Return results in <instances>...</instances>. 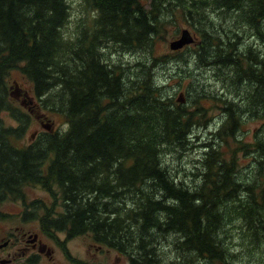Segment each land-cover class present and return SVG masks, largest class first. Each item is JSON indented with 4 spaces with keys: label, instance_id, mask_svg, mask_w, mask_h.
<instances>
[{
    "label": "trees",
    "instance_id": "16d2710c",
    "mask_svg": "<svg viewBox=\"0 0 264 264\" xmlns=\"http://www.w3.org/2000/svg\"><path fill=\"white\" fill-rule=\"evenodd\" d=\"M83 1L92 11L93 29L84 25L72 38L61 31L67 0H0V142L19 140L31 125L29 112L10 96L13 69L30 79L37 96L58 84L57 95H48L41 105L62 112L66 122L63 130L36 136V144L0 143V189L17 196L26 184L43 185L64 207L47 229L65 230L68 237L90 231L121 252L136 248L131 264H160L152 256L156 230L179 234L176 258L166 264H198L197 257L212 263L225 260L215 232L219 222L225 225L231 216L238 217L245 238L264 231V213L259 212L264 210V176L256 182L236 170L237 151L247 144L231 147V160L220 151L222 141L244 142L236 137L244 113L264 117V108L255 105L261 95L254 94L249 104L248 90L240 96L239 88L244 80L264 84V56L253 47V40L264 41V0ZM180 16L198 40L196 62L211 65L242 104L230 100L222 107L224 119L215 131L221 140L206 142L195 165L200 179L192 187L169 175L160 152L164 144H188L194 112L170 102L166 89L160 87L158 93L151 66L138 70V90L123 105L118 68L111 63L108 68L94 51L95 38L102 36L125 51L144 49L168 20ZM218 20L217 28L230 35L226 42L208 28ZM230 21L242 28H231ZM128 66L120 70L128 73ZM5 110L18 126L4 124ZM255 140L258 170L264 173V138L256 135ZM241 191L244 198H238Z\"/></svg>",
    "mask_w": 264,
    "mask_h": 264
},
{
    "label": "rangeland",
    "instance_id": "374dc122",
    "mask_svg": "<svg viewBox=\"0 0 264 264\" xmlns=\"http://www.w3.org/2000/svg\"><path fill=\"white\" fill-rule=\"evenodd\" d=\"M67 1L69 2L68 16L61 26V31L65 37L66 34H71L72 38H75L84 25L90 27L92 11L88 10L86 2L83 0ZM214 14L216 13L214 12ZM221 21L218 20L215 26H208V28L211 32L220 35L221 39L226 42L230 38V35L226 31L217 28L220 27L218 23ZM229 23L231 28H242L239 22L230 21ZM183 29L190 31L193 38H195L194 30L187 24L183 16H180L173 20H168L161 29L160 34H157L153 39L152 44H147L144 49L137 48L132 51H125L122 44H118L115 41H111L108 37L102 36L95 38L96 49L94 51L97 58L106 64L108 68H111L110 63L116 65V68H118L115 73L118 74L119 82L123 90L121 99L124 102L123 105H125V98L136 94L138 90V85L136 84L138 70L146 72L147 68L151 66L148 71L150 72L152 80H156L155 85L157 86L158 93L160 92V87L166 89L168 93L166 97L169 98L170 102H173L174 105L182 106L188 110V113L194 112L192 120L195 123L192 125L190 133L188 134V144L174 145L175 148L164 144L160 152L162 164L164 167L167 166L166 169L169 175L175 177L176 180H183L185 185L192 187L200 179L198 169L195 165H199V159L202 158L203 151L206 149V142L221 140V137L215 131H217L224 119L222 107L230 100L240 105L242 104L237 100L238 98L233 96L236 91L229 92L228 83L224 81L223 77L214 75L215 69L211 65L196 62L197 58L193 52L195 49V41H198L196 38L194 42L185 44L180 48L172 49L170 47V42L178 39ZM253 47L259 56H264V41L262 43L259 39L253 40ZM186 58H190V61L185 62ZM127 64H129L127 68L128 73H125L120 69L127 67ZM227 73V69L224 68L222 74L225 75ZM8 81L10 84L8 85L9 89L14 92L16 91L15 82L21 87L19 88L20 92L23 88L28 90H26V93L29 97H27L25 105L21 103L22 98L18 99L13 95L16 99L14 100V105L22 107L30 115L29 108H34L31 115L30 128L22 135L23 138L21 136L16 141H23L27 144L31 138L35 139L39 134L50 131L37 119L38 114H41L40 116L43 118L44 123L49 122L54 126V129L51 130L60 131L65 128L66 122L62 112L58 110L50 111L49 108L41 105L48 95H57L58 92L56 90L58 89V84L49 91L37 96L30 87V79L20 70L13 69L8 75ZM245 81L248 80H244L240 84V96H242L244 90H248V102L251 104L254 94L261 95V97L255 100V105L258 108H264V84L258 86L255 85V82L249 84L251 80L248 82ZM179 93L184 97L182 102L176 99ZM10 96L12 95L10 94ZM124 109H130V112L135 110L129 106H125ZM136 113H139V111H136ZM261 113L264 114V109ZM2 116L5 125L12 124L18 126V122L11 116V111H2ZM237 126L239 130L236 131V137L239 138L238 135L241 136L244 142L233 140L228 142L222 141L220 143V151L222 154L228 153V158L231 160V147L241 146L243 143H246L248 148H242L237 151L239 159L236 163V170L240 168L242 171L240 174L259 182L256 178L260 177V175L264 176V173H260L261 168L258 170L259 162L257 157L259 150L254 151V149H257L256 135L264 138V117H260L259 113L249 111L247 114L244 113L241 116L240 123ZM31 133H34L35 137H31ZM257 170L260 173L258 175L256 174ZM148 187L150 186H147V189ZM23 190L27 201L38 198L43 199L46 204V208L32 206L28 209L27 217L29 218L35 216L34 214H44L48 208L51 210L55 209V213L58 211L61 212L64 209L62 201H59L60 203L57 200L53 202L50 191L46 190V187L41 184H26ZM239 197L244 198L245 193L241 191ZM1 205L2 209L9 213L21 209L20 200L7 199L1 202ZM262 205H264V200H262ZM259 212L264 213V210ZM255 214L257 213L255 212L253 216ZM13 216L14 214L12 213L6 216V218ZM241 225L242 221L236 216H231V220L225 225L219 222L215 227V232L219 245L226 252L225 260H215L212 263L207 259L197 257L199 258L198 264H264V231L258 232L257 237L247 236L245 238L244 236L246 235L243 233ZM60 235L63 236V233L60 232ZM178 237L179 234L175 231L172 232V230L155 231L154 243L152 245L154 254L152 256L154 258L156 257L160 264H166L168 261L176 258L177 249L174 240ZM88 240L92 241V239ZM67 245L73 254L85 256L86 243L81 237L73 238L67 242ZM132 255H136V248L133 249V253L130 251H122L119 253L112 248L107 249L103 245V249L101 250L97 251L95 246H92L90 252L86 251L87 259H89L88 262L93 264H129L131 262L129 256ZM185 256L189 257L187 254ZM64 264H69V262L66 260Z\"/></svg>",
    "mask_w": 264,
    "mask_h": 264
},
{
    "label": "flooded vegetation",
    "instance_id": "af4514ba",
    "mask_svg": "<svg viewBox=\"0 0 264 264\" xmlns=\"http://www.w3.org/2000/svg\"><path fill=\"white\" fill-rule=\"evenodd\" d=\"M17 85L16 83V91H10V94L12 97L15 95L18 99L22 98L21 103L25 105L27 97H29L26 93L27 89L23 88L20 92L19 88L21 87ZM33 110V107L29 108L31 115ZM40 115L41 114L37 115V119L43 124V118ZM47 129H54V126L51 124V127ZM33 136L34 133H31V137ZM33 142H35L34 138H31L27 145H31ZM0 143L10 145H12V143L18 145L26 144L23 141L19 142L13 140ZM18 193L21 194L16 196L15 193L8 188L0 189V264H64L66 260L69 264H93L88 262L89 259H87L88 257L86 256V251L90 252L92 246H95L98 251L103 249L104 245L107 249L112 248L121 253L120 250L97 241L90 231L68 237L66 236V232H64L65 230H58L53 227L47 229L46 225H48V223L52 226L50 219L60 216L58 215L59 211L55 213V209L51 210L48 208L47 212L45 211L44 214H34L35 216L29 218L27 217L28 209L32 206L46 208V204L43 199L38 198L27 201L23 188L20 189ZM57 197L58 196L55 198L53 197V202L56 200L58 202L61 201ZM7 199L21 201V209L12 212L14 216L11 218H6V216L12 213L3 210L1 205V202ZM60 232L63 233V236L60 235ZM75 237H81L85 241V256L75 255L70 251L67 242ZM88 239H92V241Z\"/></svg>",
    "mask_w": 264,
    "mask_h": 264
},
{
    "label": "water",
    "instance_id": "95a60500",
    "mask_svg": "<svg viewBox=\"0 0 264 264\" xmlns=\"http://www.w3.org/2000/svg\"><path fill=\"white\" fill-rule=\"evenodd\" d=\"M193 41H194V38L192 34L190 33V31H188L187 29H183L180 37L170 42V47L172 49H177V48L182 47L185 44L192 43ZM177 99L179 101H183L184 97L181 93H179V95L177 96ZM43 126L46 128H50L51 123L49 122L43 123Z\"/></svg>",
    "mask_w": 264,
    "mask_h": 264
}]
</instances>
